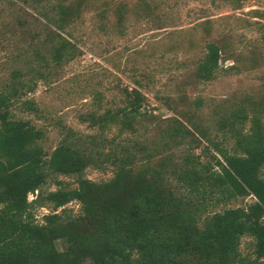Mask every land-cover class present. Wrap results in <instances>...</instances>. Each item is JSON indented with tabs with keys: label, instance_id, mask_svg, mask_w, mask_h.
Wrapping results in <instances>:
<instances>
[{
	"label": "trees",
	"instance_id": "1",
	"mask_svg": "<svg viewBox=\"0 0 264 264\" xmlns=\"http://www.w3.org/2000/svg\"><path fill=\"white\" fill-rule=\"evenodd\" d=\"M19 1L21 13L40 25L29 31L36 40L31 65L0 87V264H264V94L236 101L216 119L231 144L211 141L222 157H214L215 165L187 152L173 162V149L193 135L183 124L165 131L158 125L149 139L122 138L137 134L145 117L138 89L124 91L123 106L83 116L95 135L83 139L69 131L48 154L44 132L17 118L13 107L73 59L71 29L87 1ZM228 1L239 7L243 0ZM25 20L18 23L25 27ZM221 58L219 45L208 43L196 81L214 80ZM24 104L38 113L31 101ZM113 128L119 141L106 136ZM108 166L113 177L107 181L84 175L89 167ZM59 176L74 177L77 185ZM50 181L55 191L44 189ZM250 196L255 201L246 207L210 208L214 201ZM72 202L79 204L76 214L66 209ZM45 207L52 211L39 223L35 209ZM244 237L252 239L253 256L241 252Z\"/></svg>",
	"mask_w": 264,
	"mask_h": 264
},
{
	"label": "rangeland",
	"instance_id": "2",
	"mask_svg": "<svg viewBox=\"0 0 264 264\" xmlns=\"http://www.w3.org/2000/svg\"><path fill=\"white\" fill-rule=\"evenodd\" d=\"M86 1L71 29L76 47L73 59L55 67L47 81L39 80L35 90L13 107L17 118L44 132L45 151L50 154L69 131L83 139L95 135L97 130L83 116L123 106L124 91L138 89L145 97V117L137 134L129 132L122 138L149 139L158 125L165 131L183 124L193 135L173 149V162L180 163L186 152L213 165L214 157L222 160L211 141L227 148L231 143L218 132L216 119L236 101L260 99L264 94V0H243L239 7L228 0ZM21 7L19 0H0V87L15 70L26 71L35 57L36 40L29 31L40 24L30 14H22ZM22 18L27 21L25 27L18 23ZM208 43L221 48L220 70L214 80L199 83L194 72ZM33 65L40 68L39 63ZM26 101L38 113L27 110ZM196 102L199 108L193 110ZM190 121L207 133L209 141ZM106 136L121 139L116 128ZM84 175L103 182L113 177V168L89 167ZM58 180L77 185L74 177L59 176ZM57 188L54 181L44 186L46 191ZM254 201L251 196L214 201L210 208L221 211ZM66 209L76 214L79 204L72 202ZM51 211L36 208L37 222L43 223V216ZM240 249L253 256L252 239L242 238Z\"/></svg>",
	"mask_w": 264,
	"mask_h": 264
}]
</instances>
